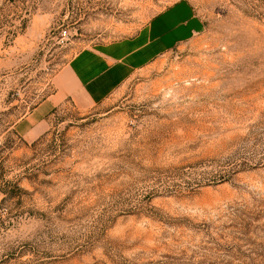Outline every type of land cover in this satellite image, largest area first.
<instances>
[{
	"label": "rangeland",
	"instance_id": "obj_1",
	"mask_svg": "<svg viewBox=\"0 0 264 264\" xmlns=\"http://www.w3.org/2000/svg\"><path fill=\"white\" fill-rule=\"evenodd\" d=\"M178 3L189 38L16 127ZM0 264H264V0H0Z\"/></svg>",
	"mask_w": 264,
	"mask_h": 264
},
{
	"label": "crops",
	"instance_id": "obj_2",
	"mask_svg": "<svg viewBox=\"0 0 264 264\" xmlns=\"http://www.w3.org/2000/svg\"><path fill=\"white\" fill-rule=\"evenodd\" d=\"M192 19L190 6L178 3L151 19L131 38L79 51L58 73L59 91L38 104L16 127L39 128L60 91L85 106L102 102L133 72L189 38Z\"/></svg>",
	"mask_w": 264,
	"mask_h": 264
},
{
	"label": "built area",
	"instance_id": "obj_3",
	"mask_svg": "<svg viewBox=\"0 0 264 264\" xmlns=\"http://www.w3.org/2000/svg\"><path fill=\"white\" fill-rule=\"evenodd\" d=\"M61 35H62V41L67 38V32L66 31H62Z\"/></svg>",
	"mask_w": 264,
	"mask_h": 264
}]
</instances>
